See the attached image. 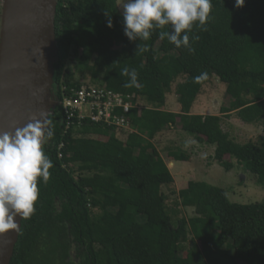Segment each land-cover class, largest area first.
Instances as JSON below:
<instances>
[{"label":"trees","instance_id":"trees-1","mask_svg":"<svg viewBox=\"0 0 264 264\" xmlns=\"http://www.w3.org/2000/svg\"><path fill=\"white\" fill-rule=\"evenodd\" d=\"M161 31L171 26L153 30L147 41H130L118 0H58L53 92L61 104L43 148L53 167L47 183L38 178L35 212L23 219L11 264H264V202H232L223 188L194 180L170 201L164 187L175 177L153 141L180 123L200 144L215 146L214 159L227 171L239 164L264 185V141L238 143L222 128V116L192 112L204 84L217 76L233 98L223 112L264 123V0L239 8L235 0H211L207 22L188 32L194 51L161 39ZM140 44L147 50L137 52ZM124 68L136 71L138 87H125ZM202 73L207 76L196 82ZM181 77V111L166 110ZM83 85L133 95L126 140L117 128L127 127L90 119L67 128L62 102ZM141 100L150 106L141 107ZM169 155L191 158L180 150ZM185 208L195 215L184 216Z\"/></svg>","mask_w":264,"mask_h":264},{"label":"clouds","instance_id":"clouds-1","mask_svg":"<svg viewBox=\"0 0 264 264\" xmlns=\"http://www.w3.org/2000/svg\"><path fill=\"white\" fill-rule=\"evenodd\" d=\"M236 7L244 6L245 0H235ZM123 31L130 41H147L153 30L165 25L171 32H160L177 48L194 51L189 45V35L195 24L203 26L211 10V0H123ZM106 15H108L106 13ZM107 26L113 27L109 15ZM139 45L137 52L146 51ZM121 75L130 77L125 87L139 86L135 70L124 68ZM207 76L195 77L200 82ZM49 122L33 118L14 132H0V235L17 230V218L28 219L35 212L39 197L38 178L47 183L51 159L43 145L53 136Z\"/></svg>","mask_w":264,"mask_h":264},{"label":"water","instance_id":"water-1","mask_svg":"<svg viewBox=\"0 0 264 264\" xmlns=\"http://www.w3.org/2000/svg\"><path fill=\"white\" fill-rule=\"evenodd\" d=\"M57 7L58 0L2 2L0 132H14L33 118L49 122L60 104L53 92ZM17 223V230L0 235V264H11L23 220L18 217Z\"/></svg>","mask_w":264,"mask_h":264},{"label":"rangeland","instance_id":"rangeland-1","mask_svg":"<svg viewBox=\"0 0 264 264\" xmlns=\"http://www.w3.org/2000/svg\"><path fill=\"white\" fill-rule=\"evenodd\" d=\"M2 2L3 0H0V13H2ZM122 3L123 0H118L119 8L123 13ZM76 78L77 80H81L80 75H77ZM183 80L184 78L181 77L173 85L172 93H169L167 96L166 110L174 112L181 111L176 88L178 83ZM85 82L90 84L88 80H85ZM248 98L252 99L253 97L248 96ZM232 100L233 98L227 92V84L221 82L216 76L204 84L201 94L193 105L192 112L194 114L222 116V128L225 132L229 133L231 139L238 143L246 144L252 141L258 144L263 142V122L249 124L241 120L236 111L223 112L224 108L230 107ZM140 105L141 107L150 106L144 100L140 101ZM130 132L131 128L128 127L117 128V136L122 140H126ZM79 136L81 134H75V137ZM102 138L106 139L105 137ZM153 141L157 145L161 155L168 161V166L175 177V183L171 187H164L165 192L170 196V201L176 197L173 191L178 193L181 189L186 188L191 180H194L205 181L223 188L232 202L241 204L264 202V185L258 183L254 174L246 171L239 164H236L237 167L233 170L227 171L214 159L215 146L204 143L200 144L195 136L181 129L180 123L172 126L170 129H166L157 135ZM179 150L188 152L191 158L190 161L175 160L174 163L176 166H174L169 161L172 159L169 153ZM74 167L76 168V166ZM194 215V208L184 209V216L187 218L193 217ZM184 245L189 248L192 245V240L190 239ZM183 255H186V252Z\"/></svg>","mask_w":264,"mask_h":264},{"label":"built area","instance_id":"built-area-1","mask_svg":"<svg viewBox=\"0 0 264 264\" xmlns=\"http://www.w3.org/2000/svg\"><path fill=\"white\" fill-rule=\"evenodd\" d=\"M73 94L64 98L62 102L66 114L67 128H70L75 119L81 125L85 119L93 122L105 123L116 127H129L130 119L127 116L134 108L133 95H125L104 87L83 85L73 89ZM122 109L119 113L118 110ZM64 144L62 143L60 148ZM63 157V153H60Z\"/></svg>","mask_w":264,"mask_h":264},{"label":"crops","instance_id":"crops-1","mask_svg":"<svg viewBox=\"0 0 264 264\" xmlns=\"http://www.w3.org/2000/svg\"><path fill=\"white\" fill-rule=\"evenodd\" d=\"M170 159H171V158H170ZM169 161H170L174 166H176L175 163H174L175 160H172V159H171V160H169ZM166 162L168 163V161H166Z\"/></svg>","mask_w":264,"mask_h":264},{"label":"flooded vegetation","instance_id":"flooded-vegetation-1","mask_svg":"<svg viewBox=\"0 0 264 264\" xmlns=\"http://www.w3.org/2000/svg\"><path fill=\"white\" fill-rule=\"evenodd\" d=\"M0 27H1V13H0Z\"/></svg>","mask_w":264,"mask_h":264},{"label":"bare ground","instance_id":"bare-ground-1","mask_svg":"<svg viewBox=\"0 0 264 264\" xmlns=\"http://www.w3.org/2000/svg\"><path fill=\"white\" fill-rule=\"evenodd\" d=\"M61 104V103H60ZM60 109V108H59ZM61 111V110H60ZM130 114V113H129ZM132 114V113H131ZM131 119V118H130ZM76 125V124H75ZM113 127V126H112ZM69 131H70V129H69ZM62 144V143H61ZM67 145V144H66Z\"/></svg>","mask_w":264,"mask_h":264}]
</instances>
